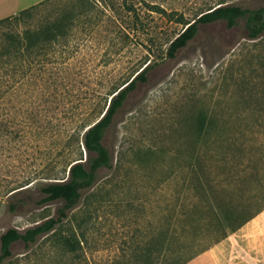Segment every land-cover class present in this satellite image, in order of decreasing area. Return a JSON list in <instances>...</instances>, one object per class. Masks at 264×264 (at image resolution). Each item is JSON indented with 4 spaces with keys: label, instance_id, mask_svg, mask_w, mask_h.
Here are the masks:
<instances>
[{
    "label": "rangeland",
    "instance_id": "rangeland-1",
    "mask_svg": "<svg viewBox=\"0 0 264 264\" xmlns=\"http://www.w3.org/2000/svg\"><path fill=\"white\" fill-rule=\"evenodd\" d=\"M221 4L257 8L264 0H37L27 6H34L30 17L0 25L1 44L9 35L65 22L63 37L17 53L14 69L0 70L2 83L13 82L0 93V236L58 217L63 202L40 204V187L65 180L68 164L86 159L82 125L98 121L109 93L146 65L147 81L128 95L103 139L113 167L98 171L59 228L74 229L80 240L74 264H111L139 251L165 199L186 176L179 165L191 155L198 112L232 115L230 127L223 126L228 129L245 130L257 117L264 124V33L249 39L244 20L231 28L222 21L202 25L167 57L188 22ZM234 139L247 148L254 143L242 134ZM226 144L225 136L206 147L221 157ZM24 184L22 193L10 196ZM183 190L188 193L187 185ZM15 201L26 204L10 211ZM252 223L187 264H264V220ZM45 240L29 249L15 243L3 264H51L56 249ZM59 258L71 264V254Z\"/></svg>",
    "mask_w": 264,
    "mask_h": 264
},
{
    "label": "trees",
    "instance_id": "trees-1",
    "mask_svg": "<svg viewBox=\"0 0 264 264\" xmlns=\"http://www.w3.org/2000/svg\"><path fill=\"white\" fill-rule=\"evenodd\" d=\"M33 7L0 19V25L30 17ZM239 20H244L249 39L258 38L264 33V4L257 8L221 4L203 11L194 21L188 22L185 29L171 41L167 57L174 58L198 34L200 26L222 21L231 28ZM64 27V18H60L53 24L25 30L22 35H9L7 41L0 44V70L10 67L12 71L17 53H31L36 48L41 50L51 40H56L58 36L63 37ZM150 68L151 66L146 65L124 85L113 89L109 93L107 108L101 118L90 125H82L81 145L86 159L70 162L65 180L48 182L40 187V204L63 202L58 210V217L48 218L23 232L9 228L2 233L0 264L12 256V246L15 243L20 242L29 249L40 238H45L50 248L56 249L57 257L52 256L51 264H64L59 258L63 253L71 254V264L79 258L81 246L75 230L64 233L59 228L68 217V212L78 204L82 191L95 184L98 171L113 167L112 156L104 146L103 139L128 95L139 84L147 81L146 74ZM6 84L13 86L12 81H0V93ZM232 117L208 110L196 114L191 127V155L186 165H179V169L186 168L188 171L184 173L186 176L182 175L177 180L179 188L176 189V194H170L165 199L167 204L158 213V223L151 225L153 230H150L139 251L133 252L127 258L112 260L111 264H187L264 210V129H257L264 124L257 117L254 126L242 131L223 128L230 127ZM237 134H242L255 144L247 148L245 143H237L234 139ZM225 136L227 144L221 157L215 150L206 147L209 144L214 146L216 138ZM25 185L27 184L11 190L10 196L16 197L22 193L26 189ZM186 185L187 194L183 190ZM25 204L15 201L10 202L8 207L14 212Z\"/></svg>",
    "mask_w": 264,
    "mask_h": 264
},
{
    "label": "crops",
    "instance_id": "crops-1",
    "mask_svg": "<svg viewBox=\"0 0 264 264\" xmlns=\"http://www.w3.org/2000/svg\"><path fill=\"white\" fill-rule=\"evenodd\" d=\"M37 0H0V19L5 17L15 15L23 8H28L27 6L31 5L32 3L36 2ZM253 220V223L250 227H255L257 223L264 220V210L261 211L258 215H256Z\"/></svg>",
    "mask_w": 264,
    "mask_h": 264
}]
</instances>
